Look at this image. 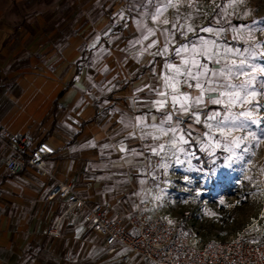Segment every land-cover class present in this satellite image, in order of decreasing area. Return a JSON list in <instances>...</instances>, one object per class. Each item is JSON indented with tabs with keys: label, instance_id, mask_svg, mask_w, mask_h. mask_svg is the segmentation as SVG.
I'll return each mask as SVG.
<instances>
[{
	"label": "crops",
	"instance_id": "obj_1",
	"mask_svg": "<svg viewBox=\"0 0 264 264\" xmlns=\"http://www.w3.org/2000/svg\"><path fill=\"white\" fill-rule=\"evenodd\" d=\"M106 7L94 18L87 13L90 21L79 28L2 51L0 135H22L27 149L46 141L56 153L47 162L52 180L30 169L11 176L9 149L0 146V264H120L80 214H64V202L47 198L54 182L109 205L114 220L146 201L148 148L175 121L170 95L172 121L161 120L164 109L156 104L159 91L171 93L162 86L168 73L160 63L148 69L133 59L131 24L114 30L115 10ZM53 227L59 236L48 234Z\"/></svg>",
	"mask_w": 264,
	"mask_h": 264
},
{
	"label": "rangeland",
	"instance_id": "obj_2",
	"mask_svg": "<svg viewBox=\"0 0 264 264\" xmlns=\"http://www.w3.org/2000/svg\"><path fill=\"white\" fill-rule=\"evenodd\" d=\"M106 4L115 10L109 17L114 30L131 24L128 45L143 68L160 63L161 71L171 75L166 64L172 63L181 73L187 67L198 74L203 69L192 65L194 58L209 69L201 77L202 103L185 114L180 96L173 108L174 125L162 129L148 148L152 169L144 198L158 214L181 223L201 240L244 233L264 241V0H0V62L6 61L2 51L7 45L12 49L36 42L46 32L79 28L90 21L88 14L94 18L106 13ZM203 41L211 58L196 54ZM182 45L188 51L177 56L175 49ZM250 76L254 79L248 91L255 95L247 97L249 102L220 95L226 89L218 84H232L236 87L228 91H240ZM189 83L195 81L181 75L176 89L200 95ZM162 86L174 91L164 82ZM214 113L219 116L209 120ZM220 120L224 122L218 124Z\"/></svg>",
	"mask_w": 264,
	"mask_h": 264
},
{
	"label": "built area",
	"instance_id": "obj_3",
	"mask_svg": "<svg viewBox=\"0 0 264 264\" xmlns=\"http://www.w3.org/2000/svg\"><path fill=\"white\" fill-rule=\"evenodd\" d=\"M0 146L9 149L5 161L9 175L30 169L38 178L53 179L47 162L56 152L48 142L41 140L27 149L22 135L3 134ZM47 198L64 202V214H80L90 232L102 240L105 254L120 264H264V241L244 233L227 240H201L181 223L158 214L148 201L120 221L109 217V205L90 202L68 183L54 182ZM48 234L59 236L57 227Z\"/></svg>",
	"mask_w": 264,
	"mask_h": 264
},
{
	"label": "snow or ice",
	"instance_id": "obj_4",
	"mask_svg": "<svg viewBox=\"0 0 264 264\" xmlns=\"http://www.w3.org/2000/svg\"><path fill=\"white\" fill-rule=\"evenodd\" d=\"M165 23H167V21H165ZM151 32V30H149ZM204 31L206 32H211L213 31L211 28H206L204 29ZM148 37L146 36L145 39H147ZM213 44L215 42H212ZM207 45L208 42L207 41H203L202 44L200 45L201 51L196 53L197 55H205L208 58H211L208 55L207 52ZM193 52L196 51V46L193 45ZM168 48L167 46H165L164 48V53H167ZM188 51V46L187 45H182L180 48L175 49V54L177 56H181L182 53L187 52ZM231 51V50H229ZM163 54V53H162ZM192 65L197 67L198 69H203L202 72H199L198 74H195L191 71L190 68H185L184 73H181L180 68L172 63H168L166 64V67L168 69L171 70V75L166 74L164 76V85L166 87H169L171 89H173V92H165V91H159L157 94L162 98L159 101H156V104L158 105L159 109H164L166 104H168V99L167 97L170 95L171 96V100H172V107L175 108V105L179 102V97L182 96L183 97V102L180 103V110L182 111V113L187 114L189 112V108L193 107V106H198L202 103V94L205 91V86L204 84L201 82V77H204L207 75L209 69L207 68L206 65L204 64H199L194 58L191 61ZM184 64L187 66L189 64V60L185 59L184 60ZM244 64V61H241V65ZM228 72L231 73V68H228ZM241 74L242 75H249L246 72H243V70H241ZM181 75H184L186 77H188L189 79L195 81L194 84L189 83L188 87H194L195 89L199 90L200 95H197L195 97L190 96L187 93H180L177 89H176V83L178 80V77H180ZM219 75H224V73H219ZM254 79V77H249L248 80L241 82V84L239 85V89L240 91H228L227 89H234L236 86L232 85V84H218L217 87L221 88V89H226L225 91H222L220 93V95L222 96H226V97H230L232 101H239V100H243L244 102H249L247 100L248 96H254L255 92H249L248 89L251 86V82ZM187 82V81H185ZM209 91H212L213 89H208ZM241 92L245 93L244 96H241ZM211 99V97H210ZM191 100V103L189 104L188 101ZM212 103L214 104H220L221 100L219 99H213ZM231 106V101L229 102V105H227L226 107H230ZM241 116L245 117L246 119L250 117V113L247 112H242L240 113ZM219 116V113H214L212 116H209L208 119L209 120H213L216 119V117ZM228 119V117H225V120ZM161 120L164 122H168V121H172L173 120V116L171 113L169 112H164V115L161 117ZM179 122V121H177ZM197 122H199V117H197ZM223 120L217 121L218 124L223 123ZM254 122V121H253ZM209 128H211V125H208ZM241 127H243V124H241ZM183 139V138H181ZM164 167H166V165H162Z\"/></svg>",
	"mask_w": 264,
	"mask_h": 264
}]
</instances>
